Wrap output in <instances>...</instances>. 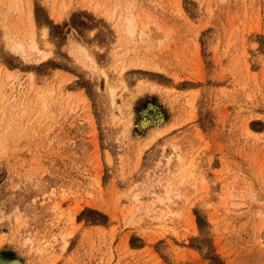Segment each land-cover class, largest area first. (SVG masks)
<instances>
[{"label": "rangeland", "instance_id": "374dc122", "mask_svg": "<svg viewBox=\"0 0 264 264\" xmlns=\"http://www.w3.org/2000/svg\"><path fill=\"white\" fill-rule=\"evenodd\" d=\"M1 87L0 256L264 264V0H0Z\"/></svg>", "mask_w": 264, "mask_h": 264}, {"label": "bare ground", "instance_id": "6f19581e", "mask_svg": "<svg viewBox=\"0 0 264 264\" xmlns=\"http://www.w3.org/2000/svg\"><path fill=\"white\" fill-rule=\"evenodd\" d=\"M26 1V0H25ZM32 2V1H31ZM182 6V5H181ZM14 7H13V4L12 3H10V4H8L7 3V5H5V7H4V9H3V12L6 14H8L12 9H13ZM117 10V9H116ZM28 12V11H27ZM29 12H30V15H31V17H33L32 16V12H33V10H29ZM55 14V13H54ZM182 14V13H181ZM134 16V15H133ZM135 17V16H134ZM122 18V17H121ZM4 20V19H3ZM122 22V21H121ZM137 22V21H136ZM35 23V22H34ZM138 23V22H137ZM139 24V23H138ZM152 26V25H151ZM138 29V28H137ZM36 30V29H35ZM123 30H124V32H126L129 36H131V37H133L134 36V34L135 33H137L136 32V26H135V20H134V18H132V17H129V18H127L126 19V21H125V25H124V27H123ZM147 34V33H146ZM42 36H43V38H44V41H47L46 40V38H47V31L46 30H43V32H42ZM136 37V36H135ZM134 38V37H133ZM29 40V42H28V45H29V48H28V51L27 50H25V45H24V43L23 42H21V41H14V40H12V41H9L8 43L9 44H7V47L10 49V51L12 50V51H15V52H17V53H20V54H22L23 55V59L26 61V62H28L29 61V58L32 56V54H37V55H42V58L40 59V61H46V59L49 57V56H51L52 55V53H53V51L51 50V47H50V50H48V51H50V52H48L47 51V48H46V51L44 50H42L41 48H40V45H38V42H37V38H36V36H35V33L33 32V33H31V35L29 36V38H28ZM49 45V44H48ZM74 49V48H73ZM77 52L79 53V55L80 56H78L77 58H76V62L78 63V62H80V63H82V65L84 66V67H86V68H90L93 64H94V62H95V60H94V57L92 56V55H90L89 53H87L85 50H84V48L83 47H80V48H77ZM75 55V54H74ZM49 59V58H48ZM93 68V67H92ZM156 70V69H155ZM18 76V75H17ZM122 76V74L120 75V83H124V81H123V78L121 77ZM108 90H109V92H110V97H111V99H113L114 98V94H115V90H114V87H112V85H110L109 83H108ZM57 88V87H56ZM4 89L1 87V89H0V95L2 96V97H4L5 95H3L4 94V91H3ZM58 91H59V89H58ZM64 91V90H63ZM3 93V94H2ZM12 104V103H11ZM11 104H9L8 105V108H6V112H9L10 111V109H11ZM10 108V109H9ZM8 125V124H7ZM144 126H146V124L144 125ZM155 138H153L152 139V141L154 140ZM194 166V163L193 162H191V165H190V169H188V173H190V171H191V168ZM185 173H187L186 171H185ZM165 193H166V195H167V198H169L168 197V195H169V193H170V191L169 190H166L165 191ZM160 198V197H159ZM133 199H134V201L135 202H138L139 200H138V196H134L133 197ZM160 201L161 202H163V199L161 200L160 199ZM161 217V216H160ZM163 218V217H162ZM164 220H162V222H163ZM165 224V223H164ZM65 241V245H67L68 244V242H67V240H64ZM0 264H23V262L21 261V260H18L17 258H15L13 255H9V254H4V255H1L0 256Z\"/></svg>", "mask_w": 264, "mask_h": 264}]
</instances>
